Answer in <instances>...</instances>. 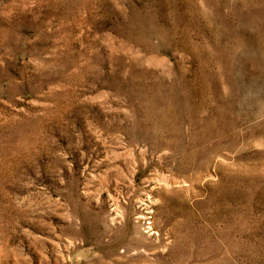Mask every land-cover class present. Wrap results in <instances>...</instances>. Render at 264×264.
<instances>
[{"label": "rangeland", "instance_id": "rangeland-1", "mask_svg": "<svg viewBox=\"0 0 264 264\" xmlns=\"http://www.w3.org/2000/svg\"><path fill=\"white\" fill-rule=\"evenodd\" d=\"M0 264H264V0H0Z\"/></svg>", "mask_w": 264, "mask_h": 264}]
</instances>
